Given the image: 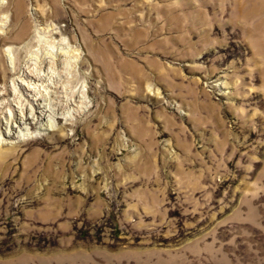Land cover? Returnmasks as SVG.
Here are the masks:
<instances>
[{"label": "rangeland", "instance_id": "rangeland-1", "mask_svg": "<svg viewBox=\"0 0 264 264\" xmlns=\"http://www.w3.org/2000/svg\"><path fill=\"white\" fill-rule=\"evenodd\" d=\"M8 1L7 84L55 47L87 98L0 143V264H264V0Z\"/></svg>", "mask_w": 264, "mask_h": 264}, {"label": "bare ground", "instance_id": "bare-ground-1", "mask_svg": "<svg viewBox=\"0 0 264 264\" xmlns=\"http://www.w3.org/2000/svg\"><path fill=\"white\" fill-rule=\"evenodd\" d=\"M8 2L10 4V0ZM245 2L251 4L254 9L263 6V0ZM2 6L3 2L0 3L1 8ZM22 8L23 0H17L16 11L20 12ZM18 49L12 46L7 48L13 64ZM39 49L30 51L31 53L24 58L21 67L23 70L17 78H13L12 85H8L4 76L0 74V143L3 138L17 140L27 136H40L44 130H54L61 124H70L74 118V107H82L87 98L84 88L78 93L76 89H68L66 81L60 80L61 74L71 72L68 70L72 68L74 62L71 58L74 59L76 56L69 53L70 50L66 53L62 49L51 48V51L43 52ZM51 127L53 128L50 129ZM31 128L35 130H30Z\"/></svg>", "mask_w": 264, "mask_h": 264}]
</instances>
